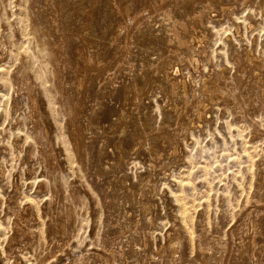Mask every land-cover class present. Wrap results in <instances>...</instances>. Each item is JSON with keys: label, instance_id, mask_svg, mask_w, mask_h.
Here are the masks:
<instances>
[{"label": "rangeland", "instance_id": "obj_1", "mask_svg": "<svg viewBox=\"0 0 264 264\" xmlns=\"http://www.w3.org/2000/svg\"><path fill=\"white\" fill-rule=\"evenodd\" d=\"M0 264H264V0H0Z\"/></svg>", "mask_w": 264, "mask_h": 264}, {"label": "bare ground", "instance_id": "obj_2", "mask_svg": "<svg viewBox=\"0 0 264 264\" xmlns=\"http://www.w3.org/2000/svg\"><path fill=\"white\" fill-rule=\"evenodd\" d=\"M164 18L165 19H172V14L170 13V11L169 12H167V13H165V16H164ZM132 23V22H131ZM181 25L182 26H184V24L183 23H181ZM173 33L175 36H177L178 34H177V32H176V29L175 28H172V29H170V30H168V33ZM180 37V36H179ZM128 38V37H127ZM126 37H123V40H126L127 39ZM120 40V39H119ZM185 45V44H184ZM50 50V49H49ZM50 51H52V50H50ZM48 52V51H47ZM54 53H55V51H53ZM249 52V51H248ZM50 53V52H49ZM51 55V54H50ZM80 55V54H79ZM58 57V56H57ZM250 59V61H252V59L251 58H249ZM174 71H176V70H174ZM174 73V72H173ZM223 71L220 73V77H222L223 78ZM168 76V75H167ZM51 77V76H50ZM219 77V76H218ZM51 79V78H50ZM215 82V81H214ZM185 83V82H184ZM172 86H173V90L175 91L176 90V87H177V83L176 82H174L173 81V83H172ZM185 86V85H184ZM201 90L206 94V95H210V96H212L214 93H213V91H214V88H213V86L212 85H210V81H208V82H205V83H203V85H202V87H201ZM129 91V90H128ZM132 91V90H131ZM215 92V91H214ZM129 93V92H128ZM174 93V92H173ZM133 94V93H132ZM183 98H187V94H186V91H183ZM135 99V98H134ZM137 99V98H136ZM200 113V112H199ZM193 210V209H192ZM191 210V211H192ZM210 245V244H209ZM208 252L210 253V255H211V257H212V262L214 261V260H216V257H214V255H213V252H214V247L213 246H210L209 247V249H208ZM121 255V254H120ZM176 255V254H175Z\"/></svg>", "mask_w": 264, "mask_h": 264}]
</instances>
